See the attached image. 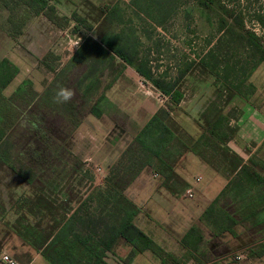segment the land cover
<instances>
[{
	"label": "trees",
	"instance_id": "trees-1",
	"mask_svg": "<svg viewBox=\"0 0 264 264\" xmlns=\"http://www.w3.org/2000/svg\"><path fill=\"white\" fill-rule=\"evenodd\" d=\"M193 1L201 10L213 12L219 33L232 41L237 39L250 57L255 59L248 63L230 61L227 58L221 67L224 72H215L213 67L200 59L199 65L215 77V84L220 82L222 85H217L216 98L198 117L203 133L190 143L185 142L184 133L171 124L168 110L159 108L122 151L117 163L110 168V173L118 184L113 185L112 198L115 203L109 208H106L107 198L100 203V212L106 213L105 215L91 214L80 205L72 208L70 202L73 195L63 189L52 193L65 204L53 203L52 206L49 197L36 189V185L41 183L50 186L57 181L56 176L48 171L50 167L43 176H38L40 173L23 159L24 150L27 152L31 141L29 133L33 128L29 131L22 114L29 106L36 104L44 116L53 115V109L62 103L55 101L56 91L52 89V85L38 94L31 84L23 82L7 98L0 95V168L6 166L26 183L39 204H36L35 214L32 209L26 211L38 219L37 224L30 226L26 223L27 226H23L19 224L22 221L18 217L17 231L34 248L41 250L52 264H107L106 253H111L119 240L129 247L128 254L123 259L126 264L144 251H150L164 264H180L178 258L165 252L134 225L133 219L138 211L124 197L123 191L144 168L151 167L163 177L164 185L175 192V186L184 184L174 168L187 152L197 155L214 169L222 170L229 178L226 186L204 210L199 223L192 225L181 239L195 264L214 260L219 253L212 255L211 243L225 234L235 237L238 232H247L264 239V177L257 171L256 162L251 161L250 165L242 163L238 155L228 147V141L236 131L229 123L236 109L224 113L233 97L248 99L254 93L255 88L249 78L264 60V40L246 28L241 10L229 9L219 0ZM84 3L90 6V10H86L87 14L74 9L66 15L59 11V0H0V5L8 10L7 25L12 38L21 36L27 22L37 15L44 16L57 28L70 29L72 34L82 37L68 62L71 67L79 69L81 79L79 85L73 83L72 96L78 95L82 83H93L94 80L99 82L105 71L115 69L116 75L103 88L108 90L120 77L124 67L130 66L166 97L170 106L180 103L182 94L177 86L194 65V61L184 63L182 69L177 68L176 77L169 76L166 71L156 75L157 70L151 65L147 51L142 49L139 36L128 26L129 18L124 10L128 7H121L117 3L96 7L87 0ZM130 4L136 12L158 27L175 10L174 0H131ZM251 18L264 27V12L254 13L253 16L251 14ZM228 46L231 47L232 43L226 41V49ZM232 50L235 52L237 48L234 46ZM51 60H58V56L48 52L42 63L53 72L56 67L51 65ZM16 71L6 60L0 62V89L11 81ZM87 91L88 87L83 89L84 96ZM102 97V94L98 95L97 102ZM87 112L97 118L101 116L96 104L90 106ZM66 118L67 116L62 121L64 128L67 126ZM79 121L78 119L69 129L62 128V133L64 130L68 131L70 136L78 127ZM30 126L34 127V121H30ZM214 158L218 160L214 162ZM75 160L77 169L80 161ZM15 202L18 204L17 200ZM18 208L24 211L23 206ZM4 212V208L0 207V213ZM200 226L208 229L209 241L203 238ZM197 253L203 260L196 257ZM248 254L262 256L264 242L259 244L257 250L250 249Z\"/></svg>",
	"mask_w": 264,
	"mask_h": 264
},
{
	"label": "crops",
	"instance_id": "crops-1",
	"mask_svg": "<svg viewBox=\"0 0 264 264\" xmlns=\"http://www.w3.org/2000/svg\"><path fill=\"white\" fill-rule=\"evenodd\" d=\"M87 1L98 2L97 0ZM58 6L60 12L69 15L75 9L76 2L75 0H59ZM7 18L8 10L0 5V62L6 60L17 69L11 81L3 89H0V95L7 98L23 82L31 84L32 89L40 94L34 88L32 79L24 74V72L28 73L29 71L27 67L24 68L23 66H26L24 63L28 61L29 65H36V67L43 68L45 72L50 73L52 76L55 75V71H49L42 63L48 51L45 48L41 49L40 44H33V42L28 44L27 47L23 46L21 51H18L14 47L19 48L21 46L16 40L23 36L24 30L35 19L45 20L49 27L57 30V32L66 33L67 35L69 33L66 31L67 29L55 27L44 16L37 15L31 17L21 36L12 38L8 32ZM22 68H24V71ZM128 71L132 73L127 74ZM141 78L133 67L125 66L120 77L108 89L109 93L113 94V98L106 96L99 103L100 105L104 101V107L98 105L101 116L97 118L86 112L76 128L86 131L88 136H94H92L94 139L92 145L98 142V146L94 145L93 147H96L95 149L101 154L97 165L102 170L107 171L111 167L124 148L159 108L168 110L171 124L176 125L184 133L185 142L190 143L203 133L198 117L209 103L216 98L218 93L215 77L210 72L201 65L194 64L178 83L177 89L182 94V99L175 106H170L168 99L153 86L151 88L155 91L156 98L151 94L143 96L138 93L134 82ZM52 79L47 83H42L43 90L41 93L50 85ZM253 85L255 88L254 93L248 99L235 96L224 110V113L232 109L239 111L237 118L229 121L236 131L228 141V147L238 155L242 163L250 165L251 161L256 162L258 164L257 171L264 177V100L260 101L263 97L262 90L256 84L253 83ZM125 88L127 89L125 90ZM126 92L128 94L125 96ZM116 97L120 102L115 99ZM122 99L126 100L127 107L121 104ZM126 109H128L127 112H125ZM116 113H123L124 116L129 115V123L126 126L118 124L115 119ZM87 143L88 141L85 140L83 147L85 149L91 148V145ZM90 159L92 157L88 158L86 156L82 161L90 162ZM259 163L263 166L262 171L258 169ZM2 168L9 172L11 176L20 179L6 166H2L0 171ZM174 171L184 184L175 186V192L164 185L163 177L153 168L146 167L124 189L123 195L138 211L133 219L134 225L148 235L165 252H169L177 258L178 256L174 252L187 251L186 247L182 245L181 239L192 225L199 223L202 213L226 186L229 178L222 170L214 169L191 152H187L180 158ZM196 177L200 178L197 182L195 181ZM188 188H191L194 194L192 199L185 197V190ZM5 201H3L0 193V207L5 210L4 214L0 213V264H5L1 261L3 254L8 255L16 264H52L44 257L41 250L34 248L18 233L19 208L13 204L16 200L8 199ZM9 211L13 215L11 220L7 218ZM224 239L230 246L219 253L214 260L202 264H228L226 259H230L229 257L232 256L235 261L238 260L236 261L238 264H264V254L260 257L248 254L250 249L257 250L264 239L247 232H238L235 237L225 234ZM221 240L223 241V239ZM219 241L218 238L215 239L216 243ZM128 251L129 248L118 255L113 251L111 253L107 252L105 261L107 264H126L123 259ZM188 263L191 262L188 261ZM129 264L164 263L150 251H144L133 257Z\"/></svg>",
	"mask_w": 264,
	"mask_h": 264
},
{
	"label": "rangeland",
	"instance_id": "rangeland-1",
	"mask_svg": "<svg viewBox=\"0 0 264 264\" xmlns=\"http://www.w3.org/2000/svg\"><path fill=\"white\" fill-rule=\"evenodd\" d=\"M97 1L98 2L94 3L92 1L88 2L96 7L112 5L115 3L119 4L121 7L124 5L128 7V9H124L126 13L125 15L129 18L128 26L137 33V36H139L140 45L143 46L142 49L147 51L151 65L157 70L155 71L156 75H161L166 71L169 76L176 77L177 68L182 69L183 64L190 61H194V64H199L200 59L213 67L215 72H224L221 67L227 58H229L227 60L230 61L240 60L241 62L248 63H250L251 59H255V57H250L246 48L243 47L237 39L232 41L219 33L217 30L215 14L208 10H201L193 0H174V12L163 21V24L160 27L151 23L147 18L139 14V12H136L130 4L131 0ZM219 1L228 6L229 9L237 8V11L241 10V12L244 13L243 18L246 22V28L264 40V27H261L251 18V14L253 16L254 13L264 12V0ZM75 2V9L80 13L84 12L87 14L88 11L86 10H88L90 6L85 5L84 0H75ZM94 16L95 14L93 17ZM136 16H138V18ZM28 24L29 22H27V25ZM66 31L70 35L57 32V30L49 27V24L43 19H35L27 29L24 30L23 36L16 40L21 46L19 48L14 47L18 51H21L23 46L27 47L28 44L33 42V44H40L42 47L41 49L45 48L48 52H52L55 56H58V60H51V65L56 67L55 75L53 76L50 73L45 72L43 68L36 67V65H29L28 61L24 63L26 66L23 67H27L29 71L28 73L24 72V74L32 79L34 88L40 93L43 90L42 83H47L52 78L50 85H52V89L56 92L60 88H67L73 92V83L76 82L78 85L80 84L81 79L79 78V69L71 67L70 64L68 65V62L74 55L77 46L81 43L82 37L72 34L70 29H67ZM226 41L232 43V46H228V49H226ZM234 46L237 48L235 52L232 50V47ZM24 68H22L23 71ZM130 72L131 71H128L127 74H130ZM93 75L97 74L93 73ZM115 75V69H109L107 72L105 71L103 73L99 82L94 80L93 83H82L80 90L77 92L78 95L76 97L72 96L67 104L62 103L57 105L53 109V115L44 116L42 110H40L36 104L29 106V108H27L26 111L24 110V113L22 114L26 127L29 128V131L30 128H33L34 130H31L29 133L28 138H30L29 140L31 141L27 147V152L24 150L23 159L30 163L31 166L40 173L38 176L45 174L46 169L50 167L51 169L48 171L53 173L57 178V181L50 186L44 184L41 185V183H39L38 186L36 185V189L41 190L43 194L49 197L48 199L52 206L53 203L58 205L60 203L65 204L55 195L59 189H63L67 193L73 195L70 202V205L73 206L72 208H76L80 205L83 210L91 214H106L100 212V203L101 201H105L106 198L108 201L106 208H109L115 203L112 198V192H114L113 185L116 186L118 183L111 175L110 168L117 163L116 161L120 158L121 153L118 159L107 171L102 170L101 167L97 165L101 154L95 149L96 147H93L94 145H97L98 142H95L94 145L91 144L94 142V139L92 138L93 135L88 136L86 131H81L80 129L74 130L70 136H68V131L65 132L64 130V133H62V128H64L62 121L64 117L67 116L65 120L67 126L65 128L69 129L78 119L80 121L82 120L83 115H85L90 106L93 104L98 106L106 96L113 98V94L111 95L109 90H103V88L111 82ZM249 80L252 84H256V86L262 90L263 97H261L260 101H263L264 60L258 64L257 68L252 72ZM134 85L138 89V93L141 95L147 96L151 94V96L156 98V95H154L155 91L151 88V85L142 78L135 81ZM217 85L218 87L222 86L220 82H217ZM87 87L88 91L86 96H84L83 89ZM126 89L127 88H125V90ZM119 90L121 89L119 88ZM101 94L103 97L97 102L98 95ZM127 94L128 92L125 93V96ZM115 99L120 102L117 97ZM103 102L99 107H104ZM125 102L126 100L122 99L121 104H124L127 107L128 104H125ZM127 111L128 109H126L125 112ZM238 114L239 111L236 109L235 112L232 113L234 117L231 116L232 118H237ZM115 119L118 124L124 126L130 121L129 115L124 116L123 113H116ZM30 121H34V127L30 126ZM85 140L88 141L87 144H90L91 148L88 147L85 149L83 147ZM86 156L88 158L92 157L90 162L82 161ZM75 159L80 161L77 169H75V164L77 163ZM213 160L215 162V160L218 159L214 158ZM262 167V164L259 163L258 169L260 171L263 170ZM97 168H99V171H96ZM0 193L2 194L3 201H7L8 199L14 201L17 200L18 204L14 202V206H23V212L19 209V220L22 221L19 222V224L23 226H27L26 223L30 226L37 224L38 219L26 213V211L30 209L33 210V214L37 212L36 204L38 203L34 199V192L26 183L18 179L16 176H11V174L3 168L0 171ZM11 213L12 212L9 211L7 214V218H10V220L13 219ZM104 218L105 220H108L107 217ZM201 228L203 230V238L205 241H209L210 236L208 234V229L206 227L203 228V226ZM218 239L220 240L219 242L216 243L215 241H212L211 243L212 255L222 253L225 251V248L230 246L226 243L224 236L218 237ZM221 239H223V241ZM128 248L129 247L121 241L114 246L113 252L118 255L125 252ZM174 254H177L180 264H187L188 261L191 262L188 264H195V261L190 258L188 251H176ZM196 257L203 260V257L200 256L199 253H197ZM229 258L230 259H226L228 264H238V262H236L238 260L235 261L233 256Z\"/></svg>",
	"mask_w": 264,
	"mask_h": 264
},
{
	"label": "clouds",
	"instance_id": "clouds-1",
	"mask_svg": "<svg viewBox=\"0 0 264 264\" xmlns=\"http://www.w3.org/2000/svg\"><path fill=\"white\" fill-rule=\"evenodd\" d=\"M72 95L73 93L70 89L60 88L56 92L54 99L57 103H66L71 99Z\"/></svg>",
	"mask_w": 264,
	"mask_h": 264
},
{
	"label": "built area",
	"instance_id": "built-area-1",
	"mask_svg": "<svg viewBox=\"0 0 264 264\" xmlns=\"http://www.w3.org/2000/svg\"><path fill=\"white\" fill-rule=\"evenodd\" d=\"M96 171H99V168L96 169ZM200 178L197 177L196 178V182L199 181ZM193 196V193H192V190L191 188H188L185 190V197L187 198H192ZM1 261L4 262L5 264H16V262L14 260H12L8 255L6 254H3L2 257H1Z\"/></svg>",
	"mask_w": 264,
	"mask_h": 264
}]
</instances>
